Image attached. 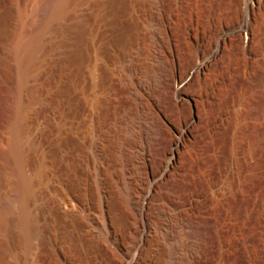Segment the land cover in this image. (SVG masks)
<instances>
[{"label":"bare ground","instance_id":"obj_1","mask_svg":"<svg viewBox=\"0 0 264 264\" xmlns=\"http://www.w3.org/2000/svg\"><path fill=\"white\" fill-rule=\"evenodd\" d=\"M77 1L44 0L48 11L41 25L32 31L19 27L10 44L17 82L8 152L16 161L11 206L28 248L35 221L26 209L32 180L24 166L41 146L39 136L23 140L32 127L22 119L21 89L38 51L48 47L43 35L49 22L69 16ZM260 4L264 9V0ZM239 5L238 0H111L110 17L86 55L84 101L70 103L66 143L78 146L83 156L84 199L74 195L56 204L58 211L69 207L72 222L85 227L84 242L70 237L63 253L57 245L46 247L57 264H234L241 254L242 264L258 263L264 253V132L252 135L243 168L223 166L219 155L232 87L247 74L242 59L250 53L242 43L227 47L219 40L228 19L241 16ZM217 45L220 53L198 69ZM141 58L146 59L142 85L132 76ZM164 134L167 142L160 148ZM49 175L70 192L82 189L57 172Z\"/></svg>","mask_w":264,"mask_h":264},{"label":"rangeland","instance_id":"obj_2","mask_svg":"<svg viewBox=\"0 0 264 264\" xmlns=\"http://www.w3.org/2000/svg\"><path fill=\"white\" fill-rule=\"evenodd\" d=\"M260 1L238 0L242 12L240 19H228L226 30L219 36V40L227 47L235 44L238 47L242 43V46H247L250 50L248 58L242 59L247 74L240 76L232 87L231 112L219 131L223 137V140H220L222 143L219 155L225 167L240 164L243 168L242 163L247 155L250 140L262 137L264 132V9ZM110 2L111 0H78L70 8L69 16L52 19L43 35V41L48 47L38 51L32 72L21 89L26 101L22 119L32 127L24 132L23 140L28 143L35 136H39L38 145L42 147L37 156L31 153V159L24 166L32 180L29 187L31 190L27 193L26 209L35 221L32 247L28 248L26 240L22 237L21 227L19 228L15 220L16 210L11 206L15 193L13 186L16 161L9 153L13 140L12 121L17 111L15 95L13 97L17 82L16 79L13 80V61L8 56L11 55L10 44L17 29L21 26L26 31L36 29L43 22L48 9L44 0H0V264H57L46 247L57 245L63 253L70 246V237H73L76 243L84 242L80 236L85 227L79 228L72 222L67 213L69 207L68 210L58 208V211L56 204L69 200L74 195L84 199L87 181L82 180L83 156L78 146L72 145L70 148L66 143L70 103L79 98V101H84L81 92L86 79V55L90 52L98 31L103 29L110 17ZM171 21L168 16L167 23ZM252 21H255V27L251 25ZM220 50V46H215L210 57L197 68L200 69L206 62H210ZM7 58L10 63L2 64ZM143 59L145 58L137 62V67H134L135 71L132 73L141 85L146 78V59ZM140 84L137 90L140 89L138 93L143 95L146 90L142 89ZM180 99L176 96V100ZM162 137L164 138L165 134ZM76 138L78 141L82 140L79 135H76ZM166 142L165 138L162 139L159 147L164 148ZM49 171L57 172L71 184L76 181L83 190H66L61 181L49 175ZM215 181H223V175L218 169ZM242 204L243 201H239L233 206L238 209ZM260 226L263 230L264 215ZM243 259L246 260V257L241 254L234 264H242L245 262ZM257 264H264V253L260 254Z\"/></svg>","mask_w":264,"mask_h":264}]
</instances>
